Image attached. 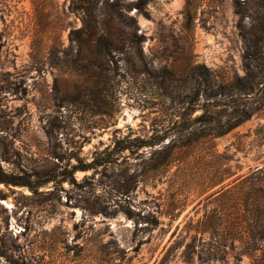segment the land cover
I'll use <instances>...</instances> for the list:
<instances>
[{
	"label": "rangeland",
	"instance_id": "374dc122",
	"mask_svg": "<svg viewBox=\"0 0 264 264\" xmlns=\"http://www.w3.org/2000/svg\"><path fill=\"white\" fill-rule=\"evenodd\" d=\"M137 1L0 0L1 164L33 188L0 184V264H262L264 205L251 187L264 186V111L169 166L166 153L151 157L162 147L107 153L187 112L192 84L175 73L244 74L234 0H142L126 12ZM116 10L136 19L140 42ZM85 21L120 32L121 52L97 53L96 34L78 59L71 33ZM243 178L236 199L220 200Z\"/></svg>",
	"mask_w": 264,
	"mask_h": 264
},
{
	"label": "trees",
	"instance_id": "16d2710c",
	"mask_svg": "<svg viewBox=\"0 0 264 264\" xmlns=\"http://www.w3.org/2000/svg\"><path fill=\"white\" fill-rule=\"evenodd\" d=\"M234 3L235 13L239 17L237 29L243 43L244 74H235L228 81L222 82L221 80L218 81L217 76L202 64L190 66L183 75L175 73L172 76L174 82L185 83L190 81L192 84V95L184 97V102L189 100V103H184L188 104L187 112L174 115L175 117L171 122H168L172 126L162 130L163 133H153L150 137L144 138H133L127 135L116 140L114 146L108 149L110 150L107 152L109 155L131 151L132 148L140 150L162 147L158 148L159 150H156L151 157L166 153L160 166H169L171 158L177 150L187 149L201 139L221 137L252 118L257 112L264 111V0H234ZM143 4L142 0H138L131 7H127L126 12H130L132 7L141 12ZM113 16V18L120 20L127 18L132 22L131 25L124 24L128 30H131L127 36L129 42L137 43L144 38L143 35L138 34L137 21L133 16L126 14L124 10H116ZM100 30L101 33H96L94 27L85 21L82 28L71 33V42L76 49L78 59L84 61L87 58L84 55L86 42L83 41L82 37L96 36V34L98 35L97 53L112 55L121 52L123 49L122 41L117 42L115 40L116 34L120 32L113 30L112 27H105ZM1 99L2 89L0 88ZM198 110H201V113L194 116ZM3 131V126L0 125V132ZM1 159L2 156H0V184L28 186L33 190L29 185L16 181L7 174L3 170ZM92 168V166L75 167L73 173L88 171ZM225 175L226 178L230 176V173L227 172ZM225 178L220 179V184L224 182ZM238 180L220 187V191L217 193L220 200H234L244 191L243 187L246 186L247 179L243 178L237 182ZM49 182L51 180L42 184ZM251 189L254 192L252 194L258 198V202L264 205V186H259L254 191L253 187ZM258 212L264 222V209L262 208ZM127 214L132 216L133 212L128 210ZM146 220L149 224L158 225L155 217H148ZM262 264H264L263 258Z\"/></svg>",
	"mask_w": 264,
	"mask_h": 264
}]
</instances>
